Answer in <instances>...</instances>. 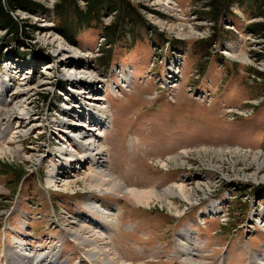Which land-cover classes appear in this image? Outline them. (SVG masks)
Returning a JSON list of instances; mask_svg holds the SVG:
<instances>
[{"label": "rangeland", "instance_id": "1", "mask_svg": "<svg viewBox=\"0 0 264 264\" xmlns=\"http://www.w3.org/2000/svg\"><path fill=\"white\" fill-rule=\"evenodd\" d=\"M31 1L49 10H13L11 15L19 24L23 26L24 21L33 26L28 31L23 28V33L19 28L24 39L19 45L28 50L25 55L33 50L53 54L54 60L62 61L58 70L64 71L68 68L64 67L66 59L73 63L71 55L78 53L57 57L56 45L44 38L46 32L54 35L62 25L52 11L57 0ZM126 1L134 6L141 21L119 23L116 40L107 41L111 56L107 58L103 48L93 59L105 69L112 61L133 70L129 88L116 98L108 97L112 119L104 144L109 147L112 171L130 187L159 192L182 184L195 189L193 197L166 196L175 207L171 209L166 202L153 200L145 207L132 204L128 196L98 194L88 185L89 179L81 178L82 173L93 169L88 164L80 173H73L68 178L73 181L66 189L60 186V192L58 187L47 188L41 172L16 181L10 174L1 173V167L16 166L26 173L35 155L28 147L35 148L36 144L23 143L22 151L13 143L16 141H10L8 146L19 149L18 155L0 153V264H9L6 260L11 250L21 248L32 256L59 250L63 264H91L84 257L87 247L71 237L75 232L90 238L96 233L93 238L97 236L98 243L104 235L111 238L131 264H187L186 251L179 242L184 229L194 235L191 251L196 264H257L253 259L256 254L259 264H264V212L257 216L260 220L252 216L258 213L252 210L256 202L264 207V166L233 150L264 156V38L250 27L264 22V0ZM208 2L217 5L215 20L208 15L212 9ZM77 4L83 8L85 2L78 0ZM115 13L104 10L101 21L91 25L102 29L113 22L110 18L114 15V20ZM36 15H47L53 27L43 28ZM72 15L65 14L73 22ZM73 24L70 34L78 35L76 42L68 41L60 32L58 39L95 53L98 39L106 36L97 28ZM12 39L8 29L0 27V60L5 54L13 56L9 49ZM6 40L12 42L1 47ZM4 47L10 51L5 53ZM81 80L78 91L83 89ZM227 147L225 153L215 151ZM185 149L189 152L181 153ZM21 153L33 157L27 160L19 156ZM176 153L182 155L176 161L168 160ZM163 160L168 165H163ZM253 172L257 176L251 175ZM183 178L191 180L185 182ZM214 198L224 213L216 214L217 218H201L199 213L206 212ZM93 202L106 204V210L118 208L117 228L95 229L103 223L85 208ZM91 217L97 221L89 220Z\"/></svg>", "mask_w": 264, "mask_h": 264}, {"label": "bare ground", "instance_id": "2", "mask_svg": "<svg viewBox=\"0 0 264 264\" xmlns=\"http://www.w3.org/2000/svg\"><path fill=\"white\" fill-rule=\"evenodd\" d=\"M184 32L185 31H183L181 34H184ZM53 34L54 35H51L50 33L46 32L44 34V38L49 43L56 45V49L54 53L57 57L65 58V56L68 54L70 55L74 54V50L70 49L69 47L68 48L64 47L63 45H66V44L64 43L62 44L60 39H58V36L55 35V33ZM71 56H73L72 59H75L73 63H70L69 62L70 60H67V59L64 62V65H65L64 67H68L65 70L64 76L66 78L74 79L73 82L69 83L71 86L69 93L77 94L79 98V102L87 103V100L85 99L87 96H84V95L94 97L92 93H88V94L86 93L89 90H91L92 87L94 86L96 76L92 75L89 69L86 71L81 70V67L79 64H81L84 61V58L81 54L78 53V54H75V56L74 55H71ZM48 66L51 67V65H48ZM172 66H175V64H172ZM78 73H79V76H78ZM86 75L87 76L92 75V79L90 78V80L86 83V85H90L91 87L81 86L83 89H80L78 91L76 89L78 86L77 84L79 83L78 80L82 79L81 80L82 82L84 79H88L89 77H84ZM47 76L49 75L47 74ZM174 77L176 76L174 75ZM1 78L5 79L4 80L5 82L8 80V76L5 77L3 75L1 76ZM124 78L128 79L127 76H125ZM8 86L9 84L5 88H3L2 91H5L8 88ZM1 87L2 86H0V88ZM20 87L22 88L21 91H25L27 89L24 86H20ZM2 105H4V99L1 97L0 98V153L1 154L11 153V154L18 155L17 149L19 148L15 149L11 146H8V143L10 141H16L18 132L19 131L22 132V130L19 129L20 126H16V125L12 126L8 124L9 122L5 123L3 120L7 117V114H9L15 108L17 103L14 102L9 107H6L5 110H2L3 108ZM76 114L74 112H71V114H69L66 119L62 118L64 120L68 119V122L71 127L69 128L59 127L58 131L55 134L56 139H60L59 142L60 141L62 142L59 143L61 144L60 145L61 147L60 146H58L59 148L57 147L58 148L57 157H54L49 163L48 170H49L50 175L47 178V183L49 184V186H54V187L61 186L62 188L66 189L65 187L68 186L70 182L73 180L64 178L67 172L63 170L70 169L74 165V168L78 167V170H79L78 172L80 173V170H82L81 169L82 166H80V163L87 162L86 164H88L90 162L91 164L89 166H92L93 169L88 171L87 173H82L81 178L89 179L90 181L87 180L88 185L95 188L98 194H109L115 197L128 196V199L131 201L132 204L134 205L138 204V205H142L145 207H148L150 203L155 202V201L166 202L167 204L170 205L169 208L171 209H174L175 207L173 204L167 201L166 196H171V197L177 196L184 200H190L193 197L195 189H193L192 187H185L182 184H176L170 187H166L164 190L159 191V192L155 188H137V187H130L128 185H125L123 180L112 171V165H111L110 159L108 158L109 147L108 145L104 144L105 133L107 130L111 129L110 119L112 115H111L110 110L104 107V109L101 111L102 118L104 119L107 118L108 121L106 123L103 122L105 123V126H102L101 129H97V130L93 129L94 127L90 128V126H88L86 122H81L79 119L76 118V116H83V115H84V118H86L85 114L91 115V112L84 110L83 112L79 111ZM4 116L5 118H3ZM69 129H71V131ZM71 132H74V134H72ZM90 132L93 133L91 136H89ZM225 148L216 149L215 151L216 153H225L229 150L228 147L227 149ZM233 150L236 153H243L245 155L244 157H248L251 160L253 158L255 162L259 165V167L264 166V156L259 155L257 153L245 152V151L239 150L238 148L237 149L235 148ZM188 152L185 149L181 153L187 154ZM181 153H176L174 155L168 156V160L172 158L173 160L176 161L177 158H179L180 155H182ZM19 156L27 160L33 157L32 155H24L23 153H21V155ZM161 163L163 165H168V163L165 160H163ZM73 173H77V172H73ZM251 175L257 176V172L255 173L253 172L251 173ZM177 181L183 183V181H179L178 179ZM85 208H87V211H89L90 213L101 218L103 225L99 227L95 226V229L99 228L98 230H100L101 228H103V230L101 229V231H104L106 230L105 229L106 227L108 228V226H114L115 228H117L116 211L118 210V208L111 207L110 210H106L108 209L106 204L97 203V202L87 203L85 204ZM206 209H207L206 212L199 213V216L201 218H204V216H209V217L214 216L215 217L214 214L221 212V210L223 209V206L221 205V203L215 201L207 205ZM180 214H182V212ZM92 219L94 218L91 217L89 220H92ZM94 220L97 221V218H95ZM97 224L98 223H95V225ZM95 234L96 233H93L91 238L85 235H81L78 232H75L72 235L70 234L71 237L74 239V241H76V243H79L87 247V249L84 252V257L88 260V262H90L91 264H131V262H129L126 259L125 255L120 254V251H118L117 247L114 245V242L111 240V238L105 236L102 233L104 235L102 236L103 238L100 239L102 243H98L96 239L97 236L93 238ZM194 239H195L194 235L188 229L182 230L179 242H180V246L184 248V250L186 251V252H183V254L185 256L184 260L187 264H196L194 254L191 251L193 244H195L196 242V241L193 242ZM190 242H192V244ZM46 256L44 254L38 255V256H32L31 254H27L24 248H21V250H11V254L9 256L10 258H8L9 260L7 259L6 262H8L9 264H63L59 260V256H60L59 250L55 251L54 254L46 255ZM253 259L257 264H259L260 256L258 254H256V256H254Z\"/></svg>", "mask_w": 264, "mask_h": 264}, {"label": "built area", "instance_id": "3", "mask_svg": "<svg viewBox=\"0 0 264 264\" xmlns=\"http://www.w3.org/2000/svg\"><path fill=\"white\" fill-rule=\"evenodd\" d=\"M27 14L30 15V13ZM36 16H38L36 19L43 28H47L50 25L53 27V22L47 15ZM110 19H113V17ZM54 33L55 35L57 34L56 32ZM16 40L11 41L13 45L9 48L10 50L23 47L19 44L24 39L21 37L19 39L20 41ZM27 40L30 41L31 37L28 36ZM62 43L83 56L84 61L79 64L82 71L89 69L90 73L96 76L94 86L86 93H92L94 97L84 95L87 96L85 98L87 103L79 102L77 94L69 93L71 87L69 83L73 82L74 79L66 78L64 76L65 70H58L57 64L62 61L59 59L54 60L53 54L42 50H33V53L26 55L24 58L6 56L0 60L2 74L5 77L8 76V80L6 82L4 81L2 85L5 88L9 84L8 88L3 92L2 98L4 99V105H2V110H5L6 107H9L14 102L17 103L15 108L3 120L5 123L9 122L8 124L12 126H20L19 129L22 132H18L16 142L13 143L19 146L22 151L25 146L23 143L31 144L33 142L36 144L35 148L28 147L29 152L32 151L35 154L34 159H32L33 163L26 170L28 173L44 169L46 176L50 175L48 170L49 163L54 157H57L58 151L56 148L61 145L59 144L61 142H59L60 139H56L55 134L59 127H71L68 119L64 120L62 118L66 119L71 112L76 114L79 111L83 112L86 110L91 112V115L85 114L86 118H84V115L76 116V118L81 122H86L90 128L94 127L93 129L96 130L101 129L108 121L107 118L104 119L101 115L104 107L109 110L108 96H120L122 90L129 88L130 80H132V69L120 68L116 63L109 64L108 69H105L93 60L95 55L102 53L101 50L103 48L110 47L104 37L98 39L95 53L80 50L64 39ZM9 49L5 48V50L10 51ZM22 51L28 52L25 49ZM35 53H37L39 58H37ZM47 59L48 63L45 65L46 63L44 64V62ZM50 60H52V63H50ZM48 65H51V67ZM52 71L53 74H51ZM170 73L172 74V72ZM92 75L84 76L89 78L84 79L80 83L82 87H91L90 85H86V83L90 78L92 79ZM125 76L128 79H125ZM172 77L174 76H169V78ZM20 86H24L27 89L21 91L22 88ZM92 134L90 132L89 136ZM83 165L84 163H80V166H82L81 169L84 168ZM63 171L67 172L64 178H72L73 172H77L76 174H78L79 170L78 167L74 168L73 165L70 169ZM190 180H185V182ZM222 183L224 182L221 180L220 184L222 185ZM48 187L50 188L51 186L48 185ZM58 190H61V188ZM254 209L258 211L255 214L256 217L264 212V207L259 206L258 202L254 204Z\"/></svg>", "mask_w": 264, "mask_h": 264}, {"label": "trees", "instance_id": "4", "mask_svg": "<svg viewBox=\"0 0 264 264\" xmlns=\"http://www.w3.org/2000/svg\"><path fill=\"white\" fill-rule=\"evenodd\" d=\"M85 2L83 8H79L77 2L78 0H57L54 7H53V13L55 18H57L59 21H62V25L58 26V31L60 32L65 38L67 37L70 42L75 43L76 37L78 35H71L70 33L73 30V23L77 24V26L82 28H97L100 30V32L106 36V39L108 42H113L116 40V35L118 33V24L123 23L126 20L132 19V21L139 19L141 21V17L137 16L134 11V6H131L129 2L126 0H83ZM208 6H212L211 12L208 13L209 17L211 19H216L218 17L217 12V5L211 4V2H208ZM217 3V2H216ZM37 3L31 0H0V27L8 29V31L13 35V39H19L20 37H23V28L28 31L29 28H32L31 24L29 22L23 21V26L19 24L18 20L14 19L12 17V13L14 9H38L37 11H45V7L42 5L37 6ZM111 11L114 10L117 13L115 16V19H112V23L108 26H104L102 29L100 27H97L96 24L101 21V13L103 11ZM72 13L75 17V20L68 19L65 14ZM261 14L264 15V8L261 10ZM114 17V15H113ZM96 23L94 26H92V23ZM214 23V22H213ZM118 25V26H117ZM251 29L257 32L260 36L264 38V22L252 24ZM19 28L22 29V33L19 32ZM56 28V29H57ZM32 31V29H31ZM30 31V32H31ZM115 31V32H114ZM215 31V23L213 26V32ZM66 38V39H67ZM123 38L120 37L119 40H122ZM7 43V41H4V44ZM114 43V42H113ZM113 46V44H112ZM110 48V49H109ZM107 48V58L111 56V47ZM14 56H21L25 53L23 51L14 52ZM2 171L1 173L10 174L13 178L16 179V181H19L21 177L24 175V170L22 168H16V166H9L5 165L1 167Z\"/></svg>", "mask_w": 264, "mask_h": 264}]
</instances>
